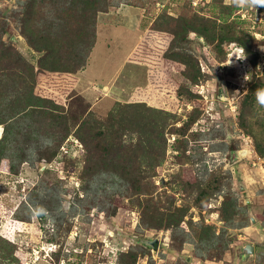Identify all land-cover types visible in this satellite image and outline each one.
<instances>
[{"label":"rangeland","instance_id":"obj_1","mask_svg":"<svg viewBox=\"0 0 264 264\" xmlns=\"http://www.w3.org/2000/svg\"><path fill=\"white\" fill-rule=\"evenodd\" d=\"M107 2L112 5L98 14L99 38L79 82L103 98L92 106L74 89L58 100L49 92L61 90L52 86L69 82L43 75L35 94L63 106L69 134L49 147L28 141L30 146L23 147L34 163L20 161L10 133L2 139L7 124L0 123V142H5L4 149L0 145V264H130L131 253L137 254L135 264H264V106L244 103L248 91L264 80V5ZM31 11V0H0V32H7L1 37L5 45L38 70L45 51L31 47L22 32L39 44V31H48L53 10L35 6L39 15L30 20L33 25L27 20ZM223 11L240 16L256 43L248 55L238 43L210 44L190 32L188 56L200 70L193 83L184 74L186 66L165 55L172 37L158 29L173 26L181 15L216 18ZM181 54L182 48L174 49V55ZM106 83L112 88L104 91ZM180 88L189 92L180 96ZM89 113V121L102 125L95 124L85 144L77 128ZM148 116L165 126L146 127ZM183 123L188 129L180 133ZM123 127L122 139L137 146L124 153L135 166L129 170L145 177L147 194H137V182L126 190L102 185L109 172L100 161L106 158V143L97 152L99 139L112 137L100 133ZM156 133L161 135L154 140ZM67 141L65 154L61 148ZM144 197L151 199L150 207ZM232 204L235 213L229 211ZM168 210L184 213L180 227H159ZM199 230L211 240L198 246L193 233ZM154 239L158 250L149 245ZM246 244L254 246L253 254L242 255Z\"/></svg>","mask_w":264,"mask_h":264},{"label":"trees","instance_id":"obj_2","mask_svg":"<svg viewBox=\"0 0 264 264\" xmlns=\"http://www.w3.org/2000/svg\"><path fill=\"white\" fill-rule=\"evenodd\" d=\"M110 5L112 3H108L107 0H31L32 11L27 16L28 21H34L36 19L35 15H39V13L34 12L35 6L49 7V9L53 10L52 19L46 24L49 32H44V30L39 31L42 34L38 35L39 44L33 42L27 33L22 32L31 47H34L39 52L45 51L44 56L39 60L38 70L28 63L19 52L5 45L1 37L2 34L5 35L7 32H0V123L7 124L2 139L5 141L7 134L10 133L9 137L12 140V145H14L16 154H19L21 162L31 161L34 163V160L27 156V150L23 147L25 144L27 147L30 146L28 141H31L33 146L35 144L37 147L43 148L51 146L56 140L62 143L68 136L69 127L66 126L64 121L63 106L56 104L51 99L37 96L35 94V87L38 83L40 84L39 81H43V75L47 78L52 77L50 75H57L61 79H67L66 81L69 82V85H64L63 88L61 86H52L61 90L62 94L59 91L60 94L49 92V95L54 96L58 100H63L73 92L77 83V77H74V74L87 66L90 54L96 43L98 14L106 12ZM224 9H227V7H224ZM47 11L49 10H45L44 12ZM231 15V11L219 12L216 18L204 15L190 17L185 14L175 19L173 26L168 24L169 27L163 26V28L158 29L164 32L165 36L169 35L172 37L165 55L168 54L167 56L171 60L177 61L178 59L186 66L184 74L191 82L196 83L200 70L196 71V65H194L192 57L188 56L187 42L190 32H196L210 44H213L215 40L221 43H238L245 50L246 54H250L251 46L256 43V38L249 35L242 27L240 16L232 17ZM30 24L33 25L31 21ZM34 33H38L35 28ZM220 47L219 45L218 48ZM177 48H182L183 50V54L179 56L180 59L177 55H174V49ZM254 53L256 57L254 65L256 68L258 54ZM255 72L257 74V71ZM256 86L257 88L252 87L248 91L244 98V103L252 105L257 101L256 89L264 87V80H259ZM14 87L15 89H13ZM186 92H189L188 88L185 91L184 88H180L177 91L180 96ZM89 115L82 119L77 128V136L85 144H87L86 136L89 132L96 125H102L101 120L94 119L93 121H89L88 117H91L92 114L89 113ZM166 119L168 120L170 117L167 116ZM149 120L151 122H148ZM42 122H46L49 127L48 131L42 127ZM153 125L154 128H161L165 126V122L160 125L159 122L148 116L146 127L152 129ZM107 129L104 133H100V135L110 136L112 139L108 140V142L105 138L99 139L100 147L97 149V152L102 151L103 145L106 143V151H104L107 153L105 155L106 158L100 161L103 168L109 173L101 180L102 185L104 184L106 188L115 186L119 190H126L128 186L135 188L134 183L137 182V194H147L148 191L144 189L145 186L142 183L145 177L141 173L129 170L135 169V166L132 159L124 155L126 151H136L134 149L137 147L133 148L122 139L127 132L126 127H123V130ZM187 129L188 124L183 123L177 130L180 133H184ZM154 132L155 129L153 130ZM160 135L157 133L153 134L154 140L159 139ZM45 138L46 140L43 141ZM2 139L0 145L4 149L5 142ZM143 142L138 143V148ZM156 147L157 144H154L152 151H156ZM3 149L1 153L4 151ZM143 201L146 202V207H150L149 203L151 199L144 197ZM43 203L47 211L52 210L50 206H47L48 202L43 200ZM32 206L37 209L39 208L35 204ZM234 209H237L236 204H232L229 207L231 213H235ZM183 217L184 213L168 210L165 214H161L159 227L163 225V227L167 228H178L181 222L184 221ZM200 227L207 229L203 225H200ZM209 235L206 230L194 232L195 245L206 244L211 240ZM129 256L131 257L130 264H135L137 254L131 253Z\"/></svg>","mask_w":264,"mask_h":264},{"label":"crops","instance_id":"obj_3","mask_svg":"<svg viewBox=\"0 0 264 264\" xmlns=\"http://www.w3.org/2000/svg\"><path fill=\"white\" fill-rule=\"evenodd\" d=\"M100 20H101V18H100ZM100 26L101 25L98 22V26H97V38H96L95 47H96V44H97V40L99 38ZM92 52H93V50H92ZM92 52L90 54V57L92 55ZM90 57H89V60H90ZM89 60H88V63H89ZM86 69H87V66L84 67V69H81V70H79L77 72V83H76L74 89L76 90V92H78L79 95H81L82 97H84L93 106V105H96L97 102L101 100V98H103V95L100 94L99 92H97V89L96 88L93 89L92 87L89 88L88 86L86 87L84 85L79 84L80 78L83 76L84 73H86ZM108 84L109 83H106V84L103 85L102 88H103L104 91L105 90H109V88H112L111 87L112 85H108Z\"/></svg>","mask_w":264,"mask_h":264},{"label":"clouds","instance_id":"obj_4","mask_svg":"<svg viewBox=\"0 0 264 264\" xmlns=\"http://www.w3.org/2000/svg\"><path fill=\"white\" fill-rule=\"evenodd\" d=\"M230 2L239 6L264 5V0H230ZM239 55L243 59V49L240 50ZM256 99L260 105L264 106V88L256 89Z\"/></svg>","mask_w":264,"mask_h":264},{"label":"water","instance_id":"obj_5","mask_svg":"<svg viewBox=\"0 0 264 264\" xmlns=\"http://www.w3.org/2000/svg\"><path fill=\"white\" fill-rule=\"evenodd\" d=\"M149 245L153 248V250H158V246H159V240L158 239H154L152 241L149 242ZM254 252V246L252 244H246L243 247L242 250V255H251Z\"/></svg>","mask_w":264,"mask_h":264},{"label":"built area","instance_id":"obj_6","mask_svg":"<svg viewBox=\"0 0 264 264\" xmlns=\"http://www.w3.org/2000/svg\"><path fill=\"white\" fill-rule=\"evenodd\" d=\"M69 142L67 141V142H65L64 143V145L62 146V148H61V150L65 153V154H67V147L66 146H69ZM50 164V166H52L53 164L52 163H49Z\"/></svg>","mask_w":264,"mask_h":264}]
</instances>
